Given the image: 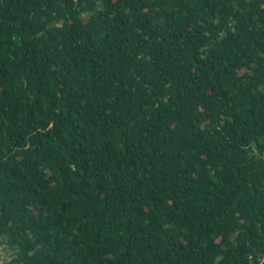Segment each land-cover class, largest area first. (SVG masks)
<instances>
[{
    "label": "trees",
    "instance_id": "1",
    "mask_svg": "<svg viewBox=\"0 0 264 264\" xmlns=\"http://www.w3.org/2000/svg\"><path fill=\"white\" fill-rule=\"evenodd\" d=\"M7 264H264V0H0Z\"/></svg>",
    "mask_w": 264,
    "mask_h": 264
},
{
    "label": "built area",
    "instance_id": "2",
    "mask_svg": "<svg viewBox=\"0 0 264 264\" xmlns=\"http://www.w3.org/2000/svg\"><path fill=\"white\" fill-rule=\"evenodd\" d=\"M12 256L13 254L8 250L7 245L0 243V264H7Z\"/></svg>",
    "mask_w": 264,
    "mask_h": 264
}]
</instances>
